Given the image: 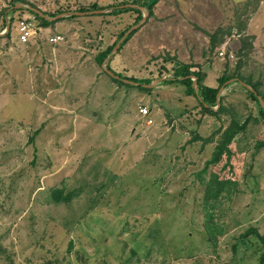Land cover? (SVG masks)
I'll list each match as a JSON object with an SVG mask.
<instances>
[{"label":"rangeland","instance_id":"1","mask_svg":"<svg viewBox=\"0 0 264 264\" xmlns=\"http://www.w3.org/2000/svg\"><path fill=\"white\" fill-rule=\"evenodd\" d=\"M124 1L0 0V34L4 12L14 18L11 35L0 36V264H259L264 118L240 80L263 99L264 0H160L108 59L139 80L167 77L164 60L178 54L201 62L204 74L214 66L231 78L214 107L224 111L210 116L220 131L208 144L189 134L201 111L172 119L153 101L159 85H120L96 61L135 26L137 14L100 10ZM22 4L46 15L97 13L64 18L24 45L15 24L34 16ZM55 35L64 40L49 44ZM163 101L173 114L183 107ZM233 122L246 132L233 140L237 157L221 189L209 163ZM56 191L70 201L55 203Z\"/></svg>","mask_w":264,"mask_h":264},{"label":"trees","instance_id":"2","mask_svg":"<svg viewBox=\"0 0 264 264\" xmlns=\"http://www.w3.org/2000/svg\"><path fill=\"white\" fill-rule=\"evenodd\" d=\"M160 2V0H128V1H124L122 3H119L115 6H109L108 8H104L100 10H109L112 9L113 11H111V13L115 16H120V15H124L126 13H134L137 14V18L135 21V25L139 24L140 21L143 18V13L138 10V9H132V8H121L122 6L125 5H138L140 7H143L145 9H147L150 13V18L153 17L154 15V8L156 7V5ZM26 3V2H25ZM28 4V3H26ZM15 5V4H14ZM32 7H34L33 4H29ZM95 9V7H94ZM93 9V10H94ZM19 11V10H18ZM32 16H34L36 18V21L38 22L37 25L39 28L41 29H47L50 26H54L57 23L64 21L62 20H58L56 22H49L46 19H43L41 17H39L37 14L28 11ZM64 12V11H63ZM86 12V11H83ZM62 12H58V13H54V15H49L47 14L49 17H56L58 14H61ZM10 16V14L5 13L4 12V17H5V22L7 21V18ZM22 17H20L18 20H20ZM70 19H75V16H71L69 17ZM14 18L10 19V30L9 32L5 35L6 37H9L11 35V27H12V23L14 22L13 20ZM68 19V18H66ZM17 20V21H18ZM6 24V23H5ZM6 26V25H5ZM6 28V27H5ZM130 30V28H128L127 30H125L123 33H121V35L119 36L118 41H120V39ZM136 32H133L130 36H128V38L125 40V42L122 44L119 52L122 50V48L128 43V41L132 38L133 35H135ZM118 41L116 43H114L112 46L108 47L105 51L101 52L98 56L96 61L102 65L104 63V61L108 58V56L112 53V51L114 50L116 44L118 43ZM173 58L172 59H165L164 63L165 64H171L173 65V67H171L170 69H168V66L166 65V67H164L165 69H167L166 74L168 75L170 73L171 70H173V75L174 78L172 79H168L166 80L164 83L166 84H173V83H180L182 85H184L187 88V94L188 95H192L195 96L197 98L201 97L203 102L199 101V106L201 109V114L202 116L205 115H209V116H219L223 111L224 108L221 104L220 108L215 111L214 107H216L218 105V99L217 96L220 92V89L231 80V78L226 77V76H221L218 79V83L219 86L217 88H211L205 85V78H206V74H204V72L201 70V65H196V64H186L183 63L181 61H179L178 59L175 60V62H173ZM108 69L113 71L110 66H108ZM116 75L120 76L121 78L124 79H129L131 81L140 83V84H151L152 81L151 80H139L137 78H132V77H124L123 75H121L120 73H117L115 71H113ZM162 75V74H161ZM196 77L197 79V90L194 89L193 87V80L191 79V77ZM112 80L115 83H118L120 85H125L123 82L115 80L112 78ZM241 82H246L247 84H249L253 89H254V93L253 92H249V95L251 96V98L256 101L259 106V113L260 115L264 118V110L258 100V97L261 95V92L259 91V89L257 88V86H255L254 84H252L250 81L241 79ZM139 89L141 91H145V92H151V89H147V88H143V87H139ZM262 97V96H261ZM263 100H264V96H263ZM205 105H208V108L205 107ZM173 119V118H172ZM171 119V120H172ZM201 123V121L198 122V125ZM218 130V129H217ZM217 130L210 135L209 137L203 138L200 135L197 134L196 131H192L191 132V142H202L203 144H208L211 143L214 139V137L216 136V133H219L220 130ZM246 132V126L245 125H241L239 123H231V125L223 132L222 137L220 138L215 151L213 153V157L211 162L209 163V165H212L214 167H216L215 169H218L216 172V175L213 174V179L214 184L218 185L219 187H221V189H223L224 185H226V182L223 180L225 177L226 172H228L231 168V161L233 156L237 157L235 154V147H232L233 144V140L236 138V136L238 134L241 133H245ZM261 146H264V144H261ZM220 194V192L218 193ZM53 196V200L55 203H61L62 201L68 202L70 201V196L64 195V193H60V191H56L52 194ZM208 197H212L208 196ZM257 238L260 240V242L264 245V236H262L259 232H256ZM259 264H264V253L263 255L260 257V262Z\"/></svg>","mask_w":264,"mask_h":264},{"label":"crops","instance_id":"3","mask_svg":"<svg viewBox=\"0 0 264 264\" xmlns=\"http://www.w3.org/2000/svg\"><path fill=\"white\" fill-rule=\"evenodd\" d=\"M48 30V29H45ZM59 31V30H58ZM16 32V29H15ZM44 31H42L41 33H43ZM60 33V32H57ZM178 60L186 63V64H196V65H202L201 62H197L192 60V57L189 56L188 60H185L180 54H178L177 56ZM171 67H173V65L170 64ZM211 72H214V74H216L217 76L215 77V82L213 84H210L208 81L209 75L211 74ZM221 71L219 70L218 67H210L207 71H206V78H205V85L211 88H217L219 86L218 84V79L221 77L219 76V73ZM167 76H171L170 79L174 78L173 75V70L170 71V73ZM164 83V82H163ZM161 83L159 84V86L156 88L155 93L156 95H152L153 97V101H155V99L157 98L158 103H160V106H163L164 108L167 109V111L170 113V115L173 117H178V118H185V117H199L200 116V106H199V100L197 97L192 96V95H188L187 94V88L180 84V83H173V84H166V83ZM161 89H163L162 92L160 91ZM163 93V94H162ZM159 95V96H157ZM155 96V97H154ZM157 96V97H156ZM162 100H166L168 103H176L174 105L175 108H178V104L177 102H180L182 104V108L181 111H179V113L177 114H173L171 112V108H169V106L167 107L165 101L162 102ZM163 103H165V105H163ZM198 114V115H197ZM201 123L198 125V127L196 128V130H190L189 134L191 135L192 131H196L198 135H200L203 138L209 137L210 135H212L217 129H219V122L213 120L212 117H210L209 115H205L202 116L201 114ZM206 127L208 129V136H205L204 134H202V129ZM188 134V132H187Z\"/></svg>","mask_w":264,"mask_h":264},{"label":"water","instance_id":"4","mask_svg":"<svg viewBox=\"0 0 264 264\" xmlns=\"http://www.w3.org/2000/svg\"><path fill=\"white\" fill-rule=\"evenodd\" d=\"M25 8V9H28L29 11L37 14L39 17L43 18V19H46L47 21L49 22H55V21H58L60 19H64V18H68V17H71V16H81V15H86V14H93V13H97V12H87V13H73V12H68V13H65V14H61V15H58L54 18H50L48 17L44 12L40 11L39 9H36V8H33L32 6L30 5H21V6H18V8ZM121 8H132V9H138L140 10L142 13H143V18L142 20L140 21L139 24L135 25L133 28H131L121 39L120 41L116 44L114 50L112 51V56L114 54H116L122 44L124 43V41L128 38L129 35H131L136 29H138L139 27H141L143 24H145V22L147 21L150 13L148 10H146L145 8L143 7H140L138 5H125V6H122ZM7 28H9V24H7ZM0 36H4L2 34H0ZM111 58V55L108 56V58L104 61V63L102 64V67L104 68L105 72L113 79L115 80H118V81H121L123 82L124 84H128V85H131V86H136V87H143V88H147V89H152V88H155L157 87V85L165 82L166 80L170 79L171 76H167V77H163V78H160V79H157L155 81H153L151 84H140V83H137V82H134V81H131L129 79H124V78H121L120 76L116 75L113 71L109 70L108 69V59ZM191 79L193 80V87L195 90H197L198 86H197V79L196 77H191ZM244 87L248 88L251 92H255L254 89L245 84L244 82H240ZM223 91V87L220 89V92L217 96V99H218V103L220 101V96H221V92ZM259 101H260V104L264 110V100L261 98V97H258ZM198 100L200 102H203L202 98L199 97ZM206 108H208V105H205ZM215 110V109H214Z\"/></svg>","mask_w":264,"mask_h":264},{"label":"built area","instance_id":"5","mask_svg":"<svg viewBox=\"0 0 264 264\" xmlns=\"http://www.w3.org/2000/svg\"><path fill=\"white\" fill-rule=\"evenodd\" d=\"M7 24H9V28L6 27L3 31H1V34L4 36L10 30V17L7 18ZM15 29L19 38V42L24 45L31 43V41H36L41 38V32L42 30H44L38 27L36 18L31 16L18 20L15 24ZM63 40L64 39L61 35H55L47 38V42L52 45L58 44ZM1 53L2 52H0V56ZM219 57H225L224 50H221L219 52ZM139 114L145 120L147 126H152L154 124V119L151 117L152 113L149 107L141 106L139 108Z\"/></svg>","mask_w":264,"mask_h":264}]
</instances>
